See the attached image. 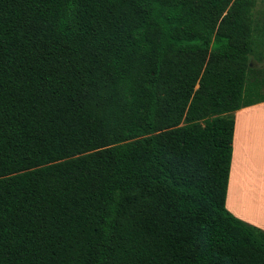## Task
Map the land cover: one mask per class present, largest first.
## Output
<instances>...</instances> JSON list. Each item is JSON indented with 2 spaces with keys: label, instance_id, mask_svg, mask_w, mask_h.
Instances as JSON below:
<instances>
[{
  "label": "trees",
  "instance_id": "1",
  "mask_svg": "<svg viewBox=\"0 0 264 264\" xmlns=\"http://www.w3.org/2000/svg\"><path fill=\"white\" fill-rule=\"evenodd\" d=\"M256 0H0V264H264L226 207Z\"/></svg>",
  "mask_w": 264,
  "mask_h": 264
},
{
  "label": "crops",
  "instance_id": "2",
  "mask_svg": "<svg viewBox=\"0 0 264 264\" xmlns=\"http://www.w3.org/2000/svg\"><path fill=\"white\" fill-rule=\"evenodd\" d=\"M233 151L226 207L264 231V101L234 112Z\"/></svg>",
  "mask_w": 264,
  "mask_h": 264
},
{
  "label": "rangeland",
  "instance_id": "3",
  "mask_svg": "<svg viewBox=\"0 0 264 264\" xmlns=\"http://www.w3.org/2000/svg\"><path fill=\"white\" fill-rule=\"evenodd\" d=\"M253 17L255 25H257L255 30L257 44L251 55L250 67L252 71L249 74L250 79L254 76L264 77V0H256Z\"/></svg>",
  "mask_w": 264,
  "mask_h": 264
}]
</instances>
